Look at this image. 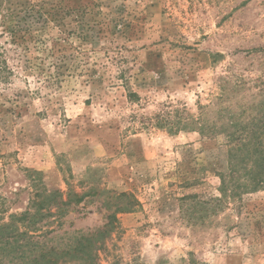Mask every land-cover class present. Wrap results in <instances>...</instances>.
<instances>
[{"label": "rangeland", "instance_id": "rangeland-1", "mask_svg": "<svg viewBox=\"0 0 264 264\" xmlns=\"http://www.w3.org/2000/svg\"><path fill=\"white\" fill-rule=\"evenodd\" d=\"M3 62L0 225L73 189L44 229L112 220L98 264H264V187L218 201L226 135L158 126L264 123V0H0Z\"/></svg>", "mask_w": 264, "mask_h": 264}, {"label": "trees", "instance_id": "trees-1", "mask_svg": "<svg viewBox=\"0 0 264 264\" xmlns=\"http://www.w3.org/2000/svg\"><path fill=\"white\" fill-rule=\"evenodd\" d=\"M11 72L6 62L0 64L1 81H7ZM225 90L224 88L223 94ZM129 96L130 100L136 97L134 93H130ZM208 107L200 106L201 111L196 117L180 116L175 121L172 117H161L158 119V126L171 131L197 128L202 134L210 136L226 135L229 144V166L226 173L220 175V191L223 197L218 198V201L231 196L229 193L237 196L240 192L264 187V123L256 124L254 122L256 117L253 116L254 121L248 125H242L236 121L231 127L219 126L207 121ZM233 116L237 118L236 114ZM43 189L42 193L37 192L34 195L23 213L14 215L11 222L0 225V247L12 255L9 263L98 264V249L103 245L102 236L114 227L112 220H109L102 228L75 234L73 239L69 238L65 242V245L55 243L53 240L55 237L47 238L48 234L52 233L45 230L46 226L43 224L48 217L65 216L72 204L69 195L75 192L73 189H68L67 193L62 189L50 191L46 187ZM119 196L129 197L125 193ZM83 198L80 196L77 202L82 201ZM118 209L126 210L123 206Z\"/></svg>", "mask_w": 264, "mask_h": 264}]
</instances>
